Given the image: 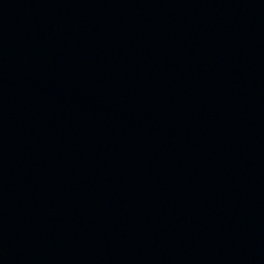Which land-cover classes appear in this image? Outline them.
Segmentation results:
<instances>
[{"label":"water","instance_id":"water-1","mask_svg":"<svg viewBox=\"0 0 264 264\" xmlns=\"http://www.w3.org/2000/svg\"><path fill=\"white\" fill-rule=\"evenodd\" d=\"M0 264H264V0H0Z\"/></svg>","mask_w":264,"mask_h":264}]
</instances>
